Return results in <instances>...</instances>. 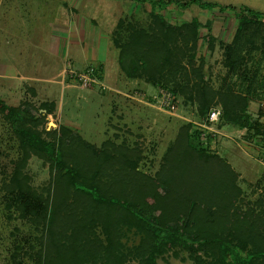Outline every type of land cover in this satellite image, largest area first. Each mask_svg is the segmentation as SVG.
I'll use <instances>...</instances> for the list:
<instances>
[{
  "label": "rangeland",
  "instance_id": "rangeland-1",
  "mask_svg": "<svg viewBox=\"0 0 264 264\" xmlns=\"http://www.w3.org/2000/svg\"><path fill=\"white\" fill-rule=\"evenodd\" d=\"M226 1L232 5L225 8L223 4L222 10L170 5L159 11L135 0H77L76 11L82 20L79 32L75 30L76 18L70 23L78 39L77 45L69 44L72 67L78 72L85 67L100 68L101 78L100 85L75 83V90L68 93L61 86L37 80L63 64L49 51L54 25H68L67 16L60 14V0H0V98L8 106H22L30 115L38 112L40 116H31L25 127L45 140H61L67 165L84 177H94L101 193L137 202L139 209L133 213L146 219L153 214L156 221H163L164 233L172 235L170 240L177 236L175 245L152 264H213L219 255L215 239L229 240L232 250L244 243L240 250L244 253L251 248V237L246 235L250 223H256L259 231L264 229V24L251 26L233 41L240 4L264 13V0ZM47 6L55 14H46ZM155 13L172 26L193 19L200 23L195 41L177 40L178 52L184 54L182 68L177 74L156 79L159 85L140 78L139 87L126 96L109 90L126 92L127 84L135 82L121 71L116 42L128 40L132 30H148ZM101 29L106 31L108 43L104 48L100 41L104 56L98 54V61H87L86 52L90 58L95 48L91 40ZM73 68L63 72L70 77L68 71ZM160 85L176 90L175 111L160 109L153 102ZM201 108L203 114L213 108L220 110L219 121L209 124L206 115L200 116ZM226 113L242 116L247 122L228 121ZM254 123L262 131L259 136H253ZM185 127L201 148L203 160L183 152L182 145L171 150ZM19 128V122L11 124L0 114V264H38L48 239L45 217L34 219L29 207L23 208L26 197L10 189L15 163L23 154L16 135ZM49 132L51 135L46 134ZM108 142H113L117 151L109 150ZM217 159L230 173L217 168ZM53 166L51 161L30 154L21 174L28 191L47 205L45 212L57 211L51 230L59 236L66 229L68 237L71 223L77 231L75 239L68 240L80 247L75 252L60 247L54 260L65 264H146V251H136L142 235L126 226L118 225L120 230L114 236L121 247L106 256L112 232L103 227L114 226L123 214L108 212L86 197L78 198L71 189L64 191L57 184ZM34 208L39 214L40 207ZM77 220L89 225L87 237L79 233ZM182 239L187 241L186 247ZM192 245L198 247L195 252ZM83 250L93 256L84 260L80 256Z\"/></svg>",
  "mask_w": 264,
  "mask_h": 264
},
{
  "label": "trees",
  "instance_id": "trees-1",
  "mask_svg": "<svg viewBox=\"0 0 264 264\" xmlns=\"http://www.w3.org/2000/svg\"><path fill=\"white\" fill-rule=\"evenodd\" d=\"M135 1L149 3L152 9L157 8L159 11L165 10L170 5H176L180 9H186L191 5H198L207 10H212L215 7L219 8V10H222V6L203 0ZM224 7L227 8L230 6ZM235 15L237 18V26L233 37L234 43H236L240 39L241 34L247 31L251 26H260L261 24H264V13L254 11L246 6H240L238 12H236ZM200 27V23L196 19H193L189 23L172 26L164 22V18L161 15L157 13L152 14V23L150 24L148 30H132L129 34L128 40L125 42H116L115 45L119 49L118 63L120 65L121 71L127 79L140 80V78L145 77L148 82L156 85L158 84L156 79L157 81H160V79L162 80V78L166 76H172L173 73L177 74L182 68L181 62L183 61L184 57V54H179L180 52H178L179 50L176 46L177 40L182 38L185 42L188 40L195 41L198 37V30ZM206 39L209 40L212 38L207 37ZM95 72H97L100 79V68H95ZM161 76L162 78H159ZM158 87V89L161 88L169 91L174 96V98L177 99L176 90L174 87H168L167 85H160ZM42 106L44 107V105ZM204 112L205 109L201 108L199 113L200 116H207L208 113L203 114ZM0 114L3 115V117L11 124H16L17 122L20 123V128L16 130V135L18 136V139L21 143L23 154L22 157L19 158L15 163L10 178V189L11 191L17 190L26 197L24 202H22V205L24 206L23 208L27 209V207H29L30 215H35L34 219H41L45 217V226L48 228V239L45 245L46 253L44 257L38 258V264H55L54 261L56 262L58 260H54V258L57 257L58 249L60 247L67 249L71 248L75 252L80 247V244H70L71 242L68 240L75 239L77 233V231L72 228L73 225L71 223L69 224L71 226V228H69L71 233L68 237L65 236L66 229L64 232L59 233V236H57L53 230H51L53 229V222L55 221L56 217L54 215H56L57 211L49 210L45 212L47 205H44L43 199L40 196L35 195L33 192L28 191L25 177L22 176L21 172L24 169L30 154L51 161V164L54 165L53 167L56 172L57 184L59 183L60 186L63 187L64 191L71 189L74 195H77L78 198L81 196L86 197L96 206L106 208L108 212H118L123 214L116 220L114 226L103 225V229L105 231L109 230L110 232L115 233L120 230L118 227L119 225L126 226L128 230L134 228L137 232H139L142 235V244H140L136 251H146L145 254L148 255L145 260L146 264H148V262L152 264V261L157 256L162 255L166 250L172 247L173 244L175 245L177 236H173L174 239L170 240L172 235L164 233L165 231L163 228V221H160V218H158L157 222L153 214L149 217V219H146V216L141 217L136 213H133V211L139 209L137 202L127 199L125 196L105 195L101 193L94 177H84L80 175L77 168L67 165L64 155L65 153H62L61 151V140L56 139L57 142L51 139L45 140L41 137L39 132L30 129L29 127H25V123L31 118V116H40L38 112L30 115V113L23 109L22 106H8L0 98ZM235 115L229 117L226 113V118L228 121H233L234 123L236 122L238 125H242V122H247L246 118L242 119V116ZM257 126V123L253 124V136H259L262 132ZM67 131L70 130L68 129ZM46 134L51 135V132ZM108 144L111 145L109 150L113 152L117 151L118 147L113 146V142H108ZM197 144V141L194 140V136H190L188 134V128L185 127L178 134L175 144L172 146L171 150H175L177 146L182 145L185 146V148H182L183 152H187L188 155L195 154L196 157L199 158L198 160H203L205 157L202 154L203 152L201 148H199ZM82 148L84 149V147ZM216 162H218L219 166L217 168L219 170L224 168L223 171H225L226 174H228V172L230 173L229 167H226V165L223 164L221 160L217 159ZM176 164H180V166H182L179 161L176 162ZM171 166L172 165L168 167L169 172L172 169ZM34 206L40 207L39 209L41 210L39 214H35L36 209ZM71 219L72 218L69 220L71 221ZM77 221L78 224L81 225L77 227L79 228V233H83L85 234L84 236L87 237L86 231H88L87 228L89 225L86 226L84 222L82 223V221ZM256 225V223H250L251 228L246 235L251 237V248L249 251H245L244 253L240 252V250L244 248V243H242L241 246L238 244L237 248L232 250L229 246V240L226 241L222 239H215L213 243L217 244L219 255L216 261H213V264H264V229L263 231H259L256 228ZM112 233L111 236L107 238L108 249L106 256H108L109 253L113 255V252L117 249V246L121 247L117 239L114 237L118 233ZM166 236L168 238H166ZM162 238H164V242L162 241ZM186 244L187 241L182 239V245L186 247ZM191 248H194L193 252H195L198 247L192 245ZM94 254L96 255V253ZM80 256H82V258L85 260L87 257L93 256V254L91 251L88 252L83 250ZM113 258L112 259L114 261H120V259H117L116 257ZM199 260L200 259H197L195 261ZM60 261L61 260H59V263L56 262V264H65L63 261L60 263Z\"/></svg>",
  "mask_w": 264,
  "mask_h": 264
},
{
  "label": "crops",
  "instance_id": "crops-1",
  "mask_svg": "<svg viewBox=\"0 0 264 264\" xmlns=\"http://www.w3.org/2000/svg\"><path fill=\"white\" fill-rule=\"evenodd\" d=\"M203 1H206V0H203ZM49 2H53V0H49ZM206 2H208V1H206ZM209 2L216 3L220 6L223 4H226V6L232 5L230 3H226L227 2L226 0H222L221 4L218 3V2H220V0H216V1L211 0ZM60 4L62 5V9L60 11V14H62V15L64 14L65 16H67L68 25L67 26H65L64 24L61 26L54 25L53 34H55V35L53 36V39H54L53 47H51V45H50L49 51L52 52L55 56H57V58H59V60H61L63 62V64L61 67H57V69L55 68L54 72H52L50 75L47 73V75H45V76L38 77L37 80L42 81V82L46 83L47 85L61 86L62 90H66L68 93H70L71 91L75 90V86H74L75 83H73V80L68 75H66L63 72V70L65 71V69L73 68L72 67V58H70V56H71L70 54L73 53V51L70 49H73V48H71L69 46V44H71V45H75V43H76V45L78 44V42H76V41H78V39L76 40L75 30H77L78 32L80 31V28H81L80 22H81L82 18H80V16L77 14L78 12L76 11L77 0H60ZM240 6L248 7L247 5H244V4H240ZM47 7L48 8L46 10V14H48V15L55 14L53 8H51L49 6H47ZM57 7H59L58 4H57ZM248 8H250V7H248ZM75 18H76V26H75V30H74L73 27L70 28V23H73L75 21ZM57 29L60 30V32H57ZM105 33H106V31L104 29L103 30L101 29V30H99L98 36L96 35V33L93 36V38L91 40L92 41L91 45H92V47H95V48H93L92 56L90 58L86 52L85 59L87 61L91 58H92L93 62L98 61L97 60V58L99 59L98 54L104 56L105 50H103L101 53L99 48L101 46L100 41L102 42L104 48L108 44V43H105V39L107 38ZM96 48L99 49L98 53H97ZM68 62L70 64L69 66L66 65ZM86 68H88V67H85V69ZM73 70L77 71L76 68H73ZM23 77L25 79H30V77H28V76H23ZM129 80H131V79H129ZM131 81H135V82H130L129 84H127L130 86V88L126 92L120 91L117 88H111V87L109 88V90H112V91L116 92L117 94H121L122 96H126L127 93H130L131 89L138 88L140 85L139 83H137L138 80H131Z\"/></svg>",
  "mask_w": 264,
  "mask_h": 264
},
{
  "label": "built area",
  "instance_id": "built-area-1",
  "mask_svg": "<svg viewBox=\"0 0 264 264\" xmlns=\"http://www.w3.org/2000/svg\"><path fill=\"white\" fill-rule=\"evenodd\" d=\"M68 73L73 82L79 86L86 87L92 86L94 84L100 85L98 74L92 67H88L80 72L70 70ZM153 102H155L160 109L166 110L168 112L175 111L177 105V101L174 96L169 91L161 88L158 89L156 95L153 96ZM220 116V110L213 108L208 112L206 121L209 124L217 123L220 119ZM199 126L203 128L206 127L205 125Z\"/></svg>",
  "mask_w": 264,
  "mask_h": 264
}]
</instances>
